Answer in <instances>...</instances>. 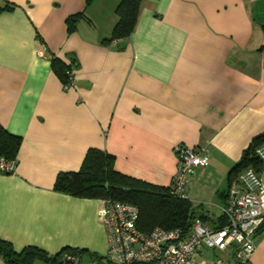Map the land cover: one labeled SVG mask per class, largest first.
I'll use <instances>...</instances> for the list:
<instances>
[{
    "label": "crops",
    "instance_id": "0c3cea01",
    "mask_svg": "<svg viewBox=\"0 0 264 264\" xmlns=\"http://www.w3.org/2000/svg\"><path fill=\"white\" fill-rule=\"evenodd\" d=\"M119 1L0 0V124L22 139L15 173L0 171V238L17 251L106 255L100 199L53 188L90 147L163 187L177 145L205 147L209 162L186 191L217 225L229 172L264 131V0H142L131 35L102 43ZM52 55L74 60L68 88ZM259 175L264 182V168ZM251 262L264 264V229Z\"/></svg>",
    "mask_w": 264,
    "mask_h": 264
},
{
    "label": "built area",
    "instance_id": "2783aa9c",
    "mask_svg": "<svg viewBox=\"0 0 264 264\" xmlns=\"http://www.w3.org/2000/svg\"><path fill=\"white\" fill-rule=\"evenodd\" d=\"M73 74L67 84L73 82ZM178 164L168 187L169 194L188 199L189 177L209 162L206 148L177 145ZM264 164V143L256 150ZM16 161L0 156V171L13 174ZM225 222L212 225L195 217L190 231L154 227L143 233L136 227L137 206L113 199H100L98 219L104 225L108 249L102 260L80 262L66 255L69 264H252L259 229L264 224V182L252 167L230 183L221 207ZM195 257H197L195 259Z\"/></svg>",
    "mask_w": 264,
    "mask_h": 264
},
{
    "label": "trees",
    "instance_id": "16d2710c",
    "mask_svg": "<svg viewBox=\"0 0 264 264\" xmlns=\"http://www.w3.org/2000/svg\"><path fill=\"white\" fill-rule=\"evenodd\" d=\"M91 1L86 0V3L89 4ZM141 2L142 0L119 1L115 8L117 21L110 36L104 38L102 43L108 44L131 35ZM81 17H84L83 12L67 17L69 31L75 29V23ZM50 60L53 71L64 85L67 84L75 64L74 60L65 63L56 55H52ZM21 141L20 136L10 133L0 124V156L17 162ZM263 143L264 131L252 139L239 161L232 167L229 172V185L240 172L248 167H252L257 173L264 168V164L256 152ZM168 187L155 185L116 170L114 156L95 147L88 148L79 169L60 171L53 185L56 191L73 196L113 199L137 206L139 215L136 227L143 233H149L156 226L166 230L179 228L187 233L190 231L195 217L199 216L205 220L206 215L198 213L189 199H178L171 196ZM218 222L217 224L220 225L225 222L223 215L218 219ZM262 229H264V224L258 234ZM66 255L76 257L80 262L105 258V255L74 247H65L54 254L36 246H27L17 251L9 241L0 238V258L6 264H35L36 262L69 264Z\"/></svg>",
    "mask_w": 264,
    "mask_h": 264
},
{
    "label": "rangeland",
    "instance_id": "374dc122",
    "mask_svg": "<svg viewBox=\"0 0 264 264\" xmlns=\"http://www.w3.org/2000/svg\"><path fill=\"white\" fill-rule=\"evenodd\" d=\"M197 257H195V259H196Z\"/></svg>",
    "mask_w": 264,
    "mask_h": 264
}]
</instances>
